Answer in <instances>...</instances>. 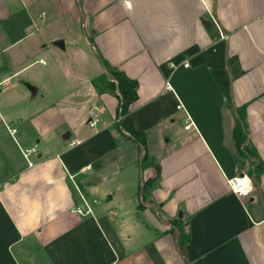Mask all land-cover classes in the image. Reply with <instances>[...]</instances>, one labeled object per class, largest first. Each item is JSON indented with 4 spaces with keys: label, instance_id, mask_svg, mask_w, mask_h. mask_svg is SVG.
<instances>
[{
    "label": "crops",
    "instance_id": "obj_1",
    "mask_svg": "<svg viewBox=\"0 0 264 264\" xmlns=\"http://www.w3.org/2000/svg\"><path fill=\"white\" fill-rule=\"evenodd\" d=\"M97 49L139 82L120 118ZM243 105L264 163V0H0V264H264V173L228 184Z\"/></svg>",
    "mask_w": 264,
    "mask_h": 264
},
{
    "label": "trees",
    "instance_id": "obj_2",
    "mask_svg": "<svg viewBox=\"0 0 264 264\" xmlns=\"http://www.w3.org/2000/svg\"><path fill=\"white\" fill-rule=\"evenodd\" d=\"M91 43L95 45L94 41ZM97 57L102 64L105 73L94 78L92 84L96 91L102 94H111L118 98L119 104L116 116L120 118L129 113L131 106L138 100L139 82L116 66H113L105 59L97 49ZM246 105L235 109L236 121L234 127V141L240 156L252 159L254 169L250 173L253 184L258 187L261 182V175L264 173V163L261 160L257 150L249 144V125L247 122ZM123 132L141 148L142 167H146L148 162V153L146 152V134L144 131H138L128 125L122 124ZM148 181L144 185V191L147 189ZM178 228L176 236V246L183 257L186 256V246L190 242V234L185 230V226L173 223Z\"/></svg>",
    "mask_w": 264,
    "mask_h": 264
},
{
    "label": "built area",
    "instance_id": "obj_3",
    "mask_svg": "<svg viewBox=\"0 0 264 264\" xmlns=\"http://www.w3.org/2000/svg\"><path fill=\"white\" fill-rule=\"evenodd\" d=\"M41 62L45 63L44 60H41ZM188 65L189 64L186 63L184 66L188 67ZM88 123L91 127H94L97 123V120L89 119ZM186 128L189 129L190 125H187ZM36 150H37L36 147L31 148V149H26L23 151V156L26 159H28L31 154L36 153ZM228 184L233 193H235L236 195L240 197H244V198L250 196L252 188H253V182L251 178L246 174L229 179ZM75 211L76 213L80 215H86V214L92 213L91 207L86 202H84L82 206H78Z\"/></svg>",
    "mask_w": 264,
    "mask_h": 264
},
{
    "label": "water",
    "instance_id": "obj_4",
    "mask_svg": "<svg viewBox=\"0 0 264 264\" xmlns=\"http://www.w3.org/2000/svg\"><path fill=\"white\" fill-rule=\"evenodd\" d=\"M56 45L61 48V49H64L65 46H64V42L63 41H59V42H56ZM27 88L31 91L32 95L35 96L36 95V89L31 86V85H26ZM68 136V135H67Z\"/></svg>",
    "mask_w": 264,
    "mask_h": 264
},
{
    "label": "rangeland",
    "instance_id": "obj_5",
    "mask_svg": "<svg viewBox=\"0 0 264 264\" xmlns=\"http://www.w3.org/2000/svg\"><path fill=\"white\" fill-rule=\"evenodd\" d=\"M45 61L46 62H50V59H48V58H46L45 57ZM50 67H51V65H50V63H49V65L48 66H46V67H44V69H46L47 71L50 69ZM38 70V66H36L34 69H32L33 71H35V70Z\"/></svg>",
    "mask_w": 264,
    "mask_h": 264
}]
</instances>
